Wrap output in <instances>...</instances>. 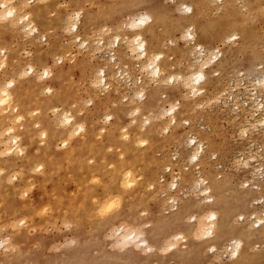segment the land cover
<instances>
[{
	"label": "rangeland",
	"instance_id": "374dc122",
	"mask_svg": "<svg viewBox=\"0 0 264 264\" xmlns=\"http://www.w3.org/2000/svg\"><path fill=\"white\" fill-rule=\"evenodd\" d=\"M28 3L19 10L29 13L36 31L21 29V21L16 26L8 18L0 21V60H8L7 66L0 62V78L22 84L20 109L35 111L26 113L25 124L19 127L26 154L18 158L19 165L9 161L6 167L12 182H18L15 174L22 178L23 172L28 186L34 184L21 196L3 195L0 188V264H264V130L252 128L249 122L256 104L250 90L256 88L255 78L262 70L257 66L264 58V0ZM184 3L193 5L199 20L226 18L221 37L218 26L202 36V55L209 60L218 53L219 59L210 63V80L196 95L183 80L202 56L195 48L197 42L182 37L184 29L196 30L192 23L186 21L184 28L165 36L167 63L175 67L165 70L164 79L158 81L142 70L143 59L137 52L131 55L126 41L134 21L145 13L161 17L160 32L175 31V19L188 15ZM79 9L82 21L76 31L68 16ZM235 32L237 37L227 40ZM116 34L121 40L110 48L116 52L112 61L107 44L102 47L99 42L112 41ZM80 38L91 47L81 46ZM30 65L39 74L49 70L51 76L20 77L18 70ZM102 67L107 69L109 87L96 89L93 76ZM59 69L63 71L56 79ZM170 74L175 75L174 81ZM45 86L52 91L47 93ZM139 86L144 87L142 98L134 91ZM231 92L235 100H230ZM174 106L180 123L171 121L169 110ZM56 107L59 114L70 110L85 125L90 139L76 134L66 147L48 146L49 140L44 143L42 128L57 138L65 129L58 126ZM10 110L7 114H14ZM256 113L262 116L263 112ZM165 125L170 126L169 132ZM193 135L204 143L200 159L194 162L193 147L187 144ZM41 163L43 169H37ZM128 168L137 174L136 184L113 193L118 171ZM200 178L208 182L203 186L225 184V197L237 207L221 223L223 230L216 228L209 236L201 229L209 223L212 209L207 200L215 198V191L203 194ZM113 195L121 199L112 200ZM41 198L36 209L45 211H38L35 218L30 214L31 221L24 226L14 225L12 220L24 215L22 203ZM109 199L113 204L107 209ZM11 203L18 206L11 209ZM132 232L136 233L133 239L127 235ZM234 238L242 239L243 247L232 258L229 246Z\"/></svg>",
	"mask_w": 264,
	"mask_h": 264
},
{
	"label": "bare ground",
	"instance_id": "6f19581e",
	"mask_svg": "<svg viewBox=\"0 0 264 264\" xmlns=\"http://www.w3.org/2000/svg\"><path fill=\"white\" fill-rule=\"evenodd\" d=\"M28 1L27 0H0V21L3 18H8V19H10V22L13 23V25H15L16 21H21L20 22V23H22L21 24V29H24V30L30 29L29 31L32 30L33 32L36 31L35 30L36 26L34 24H32V22H34V21L31 20L32 22H30V20H29V19H31L29 13L23 14L19 10V8H22L24 6H28V4H29ZM31 1H33V2L38 1L40 3V1L42 2L44 0H31ZM48 1H49L48 5H51V4H54L57 0H48ZM58 4L59 3H57L56 5H58ZM183 8H184L183 11L187 12L188 15L187 16H181L180 18H176L175 19V22H174V26L176 28L175 31H169L168 33L160 32L158 28L160 26V23L162 22V20L160 19L161 17H159L157 15L158 18L155 19L151 15L145 13V14H142L141 16H139L138 19H136L134 21L132 29H131L132 32H131L130 35H128L126 37L127 38L126 39L127 45L129 44L128 48H130L131 55L135 56V53L136 52L138 53L139 59H140V57H141V59H143V61L141 63L142 70L149 71V73L155 78V81H158L159 79H164V76L162 75L163 72L165 70H172L175 67L173 64H171V63L169 64V62L167 63V59H166V53H167L166 51H167V49L164 48L165 47L164 38H165L166 35L168 37H170L177 30H180V29L184 28V25H185L184 23H187V22L192 23V25H194L196 30L194 32H192L190 27L186 28V29H184L182 31V37H184L185 39L191 40L193 42H197L196 43L197 45L195 46V48L199 49V52H200L201 55H202V50L204 49L203 45H202L204 42L201 41L202 40V36H203V38L205 36H208L210 28L218 26V37H221V35H222V33H219V31H222V28L225 25L224 22H225L226 18L224 20H222L220 17H218V19H212V20L203 21V20H199L198 19V17H197L198 13L195 12V9H194L193 5L184 3L183 4ZM68 18L72 21L71 24H70L71 28L77 31L79 29V24L82 21V12H81V10L80 11L77 10L76 13L73 16H70V17L68 16ZM236 37H237V33L235 32L230 37H228L227 40L230 41V40H232V39H234ZM120 40H121L120 35L116 34V35H113L112 41L110 40L107 43L105 41H100V42L98 41L99 45L101 44L102 47H104L107 44V47L110 50V51L108 50L110 52V53L108 52V54L111 55L110 60H112V61L116 60L115 59L116 52L114 51L115 49H110V48L111 47L113 48L115 46H119ZM80 43H81V46L85 45V47H88V48L91 47L90 46V42L87 41V40H82L80 38ZM96 50H98L100 52L101 48H99V46H98V48ZM2 52L5 53L6 50L2 49ZM208 54H207V56H208ZM126 55H127V53H126ZM209 55L211 56V54H209ZM200 58L201 59L198 60V65L196 66V68H194V71L191 72L192 74L191 75L189 74V76H186L183 79L184 82H185L184 84L187 86V88H189V90L193 91L195 93V95L197 94L196 92L199 93L205 87L206 83L209 82V80H210L209 78L210 77L208 76L207 69L211 67L210 63L218 61L219 55H218V53H213L209 60L205 59V57L203 55ZM1 59H2V57H1ZM0 62H1L2 66H7V64H8V60L6 58L3 59V60H0ZM118 68L120 70L122 69V67H119V66H118ZM257 68L258 69H262V70L260 71V74L257 76V78H255L256 79V84H257V85L255 84L256 88H253L252 90H250V92H252L251 93L252 94L251 95L252 99L256 102V104H255V107H254L255 108L254 111L251 112V118L249 119V122L252 124V128L254 127V128L259 129L258 127H261L264 130V58H263V61L259 63ZM98 69L99 70H97L95 75L93 74L94 75L93 77L95 78V79H93V80H95L94 81L95 85H96L95 88L97 87L96 89H98V86H104L105 87L108 84V79L106 77V73H107L106 70L107 69L105 67L98 68ZM44 71H45L44 74L43 73L39 74V71H37L36 67L34 65H30L27 70L23 69V68L22 69L20 68L18 70V75L20 77H26V74L33 73L34 74L33 75L34 76V80L37 79V78L39 79V75H44L43 77L49 78L51 76V73L49 72V70H44ZM62 71L63 70L59 69V71L56 73V76H57L56 79L61 76ZM121 72L122 71H120L119 74H121ZM121 75H123V74H121ZM124 76L125 75H123V77ZM123 77L121 76V78H123ZM124 78L126 79V77H124ZM169 79L171 81H174L175 80V75L174 74H170ZM236 84H235V87H236ZM21 85H20V83H17L15 81V79H13V78L10 79V80H8V79L7 80H2L0 78V116H1V120H0L1 121L0 122V136H1V138H0V181H1L0 182V186L1 187L0 188H1V191H3V195L4 194L5 195H10V193H12L15 196H17V195L21 196V195L27 194L28 188L31 186L30 187V189H31L32 186H33L32 184H34V183H32V184L30 183L31 185L28 186L26 178L23 177V172H21L22 178H20L19 174H15V176L19 178L18 182H14V181L12 182L11 179H10V178H12V176L10 175L11 177H9V173L8 174L6 173V171H7L6 167L8 166L9 161H12L11 163L14 164V165H19L20 162H19L18 158L22 157L27 152L26 151V146H25V144L23 142V137H22L23 133H22V131H20V128H19L21 126H24L25 123H23V119H24L25 114L27 113V112H25V111L20 109V107L22 108V103L20 102L21 98L19 96L20 92H21ZM255 85H254V87H255ZM104 87H102V88H104ZM108 87L109 86L107 85L105 88H108ZM261 87L263 88L262 89L263 90V95L261 94V90H260ZM41 90H42V88H41ZM41 90L39 92H41ZM44 90L47 93L51 92L52 91V87L51 86H45ZM134 91L140 98L144 97V94H145L144 93V87H140L139 86V89L135 88ZM43 94H44V92H43ZM230 95L232 97V98L230 97L231 98L230 100H235L236 99V96L233 95L232 92H231ZM239 98H240V96H239ZM245 99H247V98H245ZM12 105L14 106V108H12L13 110H10V107H12ZM236 105H238V104H236ZM177 108L178 107H175V106L170 108L169 113L172 115V120L171 121H173L175 123H180L182 121H180V122L178 121V117L176 115L177 114L176 113L177 112ZM233 109H234V107H233ZM9 110L13 111L14 114L8 115L7 113H8ZM54 110L56 111V113L59 114V110L60 109L58 107H56ZM36 111H39V110H36ZM136 111L140 112L139 110H136ZM257 111L261 112V113L263 112L262 116H259L261 114L260 113H256ZM31 112H32V110L30 112H28L26 115L31 114ZM34 112L35 111L33 110L32 114ZM60 112H62V113L59 114V117L57 119L58 123L60 124L58 126H63L65 128L64 131L57 138V136H54L53 134L49 133L48 129H43L42 128L40 133L42 135L41 137H43V142L44 143H46L49 140L50 145H48V146H52V147H54V146H56V147L57 146L66 147L69 144V142H70V138L72 136H74V135L77 136L79 134L81 135L80 137H82V136L88 137L89 136L87 139H90L91 134L89 135V131H87L85 125L82 122H80L79 120H77L75 118V116L70 112V110H64V111L62 110ZM33 125H34V123H33ZM164 128H165L166 132L170 131L169 130L170 126L165 125ZM119 131H120V129H119ZM124 135H125V139H127L128 138V134L125 133ZM41 137L39 136V138H41ZM146 140L147 139H143V140H140V141H142V143H146ZM40 141L41 140H39V142ZM136 143H137V141H136ZM187 144L189 146H192L193 150H194L190 154L191 161H193V162L194 161H198L200 159L201 153L204 151V143L201 140H198V138L193 135L191 138H189ZM31 147H29V148H31ZM70 149H72V148H70ZM261 160H263V159H261ZM245 164L248 165L247 162H245ZM37 166H38L37 169H43V167H44L43 163H41L39 165L37 164ZM37 166H34V167L36 168ZM37 169H35L34 171H36ZM80 170H81V168H80ZM255 170H256V168H255ZM14 172H15V170H14ZM30 172H31V170H30ZM257 174H261V172L260 173L257 172ZM136 175L137 174L135 173V171L132 168H128V169H126V171H122V170L118 171L117 177L115 178L116 185H113V189L111 191H113V193L114 192L119 193V192H121L123 187L126 188V189L132 188L137 182L136 181L137 180V178H136L137 176ZM96 178H98V177H95V179ZM204 178H200L199 185L201 186V188H202V186L204 184H208V182ZM28 180H30V178ZM89 180L94 181L92 179H89ZM171 185L173 187L175 185V183L173 182ZM225 186L226 185L223 184L221 181H218V182L212 183L211 186H208V185L203 186V188L201 189L202 193L206 194V195L210 194L213 189L215 191L214 192L215 198L214 197L213 198L212 197H208L209 200H207V201H209V206L212 209L211 214L207 218V220H209V223H207V225L205 223L206 226L203 225L204 229H201L202 233H205L208 236L213 234L215 232L216 228H218V231H222L223 229L221 230V227H222L221 223H223V220L225 221L227 218L232 217L233 214L236 212L237 207L234 206L233 203L230 204L229 200H227V198L225 197V193H224V189L226 188ZM43 191H45V190H43ZM222 193H223V195H222ZM115 196L113 195V197L112 198L110 197V198L112 200H114L113 198H116ZM246 197H249V196H246ZM117 198H119V197H117ZM59 199H60V197H59ZM106 199H108V198H106ZM119 199H121V198H119ZM119 199H117L116 201H118ZM3 200H4V196H3ZM112 200L109 199V201H111L112 203H110V205H107V207H105V208H107V209L109 207L112 208V206H111L113 204ZM243 200H245V199H243ZM250 200L251 199L249 198V200H247V201L250 202ZM254 200H256L255 201L256 203H259L257 201L259 199H254ZM14 201L15 200H13V202ZM109 201L106 200V202H108V203H109ZM41 202H42V198L39 199L36 202H34L32 200L31 201L28 200V201L25 202L24 205L22 203V206L20 205L21 207H19V208H20V211L24 212V215L20 216V218H18V219H14V220H12L10 218V220H12L14 225L16 223H18L16 226H18L19 223H21V224L25 223L26 224V221L30 220V218H29L30 214L32 215L33 218H35L37 213H38V211L42 210V208L41 209H39V208L36 209L37 208L36 207L37 204H39ZM106 202H104V203H106ZM6 203H8V202H5V204ZM114 203H115V201H114ZM117 205H118V203H117ZM8 206H10V205H8ZM16 206H18V205H16ZM16 206L14 205V203H11V209H12V207L15 209ZM114 207H116V206H114ZM8 208H10V207H8ZM117 208H118V206H117ZM117 208H115V209H117ZM102 209H104V208L102 207ZM7 210H6V212H7ZM43 210H42V212H43ZM95 210H96V208H95ZM18 211H19V209H18ZM33 211H35V213H33ZM99 211L101 212V210H99ZM105 211H108V210L105 209ZM109 211H111V210L109 209ZM2 212H3V210H2ZM103 213H105V212H103ZM14 214L15 213H13V215ZM9 216H12V214H10ZM257 217H256V213H255V218L257 219V222L262 223L263 222V218L259 217V215ZM5 220H7V219H5ZM9 224H11V222ZM22 226H24V224H22ZM182 234L183 233H180L179 237H181ZM127 235H128V237H131L132 239L136 237V233L135 232H132L130 234L127 233ZM230 242H231L230 243L231 245L229 246V252H230V255L233 258V257H236V256H238L240 254V250L243 247V240L240 239V238H236V239L234 238V239H231ZM213 247H211V248H213Z\"/></svg>",
	"mask_w": 264,
	"mask_h": 264
},
{
	"label": "built area",
	"instance_id": "2783aa9c",
	"mask_svg": "<svg viewBox=\"0 0 264 264\" xmlns=\"http://www.w3.org/2000/svg\"><path fill=\"white\" fill-rule=\"evenodd\" d=\"M167 170H168V172H169V168H168Z\"/></svg>",
	"mask_w": 264,
	"mask_h": 264
}]
</instances>
